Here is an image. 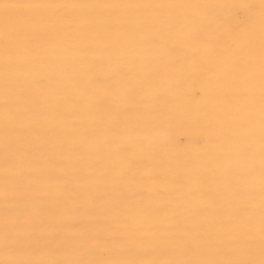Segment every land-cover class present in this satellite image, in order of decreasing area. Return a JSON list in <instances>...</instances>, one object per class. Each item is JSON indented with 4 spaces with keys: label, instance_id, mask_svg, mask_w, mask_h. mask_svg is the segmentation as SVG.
<instances>
[{
    "label": "bare ground",
    "instance_id": "6f19581e",
    "mask_svg": "<svg viewBox=\"0 0 264 264\" xmlns=\"http://www.w3.org/2000/svg\"><path fill=\"white\" fill-rule=\"evenodd\" d=\"M0 264H264V0H0Z\"/></svg>",
    "mask_w": 264,
    "mask_h": 264
}]
</instances>
